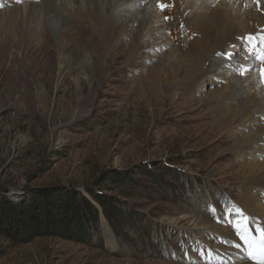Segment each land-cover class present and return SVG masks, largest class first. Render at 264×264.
<instances>
[{"label": "rangeland", "instance_id": "374dc122", "mask_svg": "<svg viewBox=\"0 0 264 264\" xmlns=\"http://www.w3.org/2000/svg\"><path fill=\"white\" fill-rule=\"evenodd\" d=\"M43 1L15 5L0 0V50L5 49L0 58V264H189L187 255L196 249L191 248L192 240L204 244L191 254L192 264H238L239 254L227 247L241 246L245 251L244 241L237 243L224 233L234 226L215 224L203 202L212 200L219 219L234 218L226 210L231 209L226 199L233 198L255 228L264 226V218L252 216L244 201L249 197L264 216V198L259 194L264 188L248 187L264 172V138L263 143L250 141L264 129V120L240 131L244 118H239L216 132V122L230 113V107L215 110L226 83L211 74L186 92L181 90L190 83L184 79L185 68L167 56L171 50H182L184 43L173 29L172 33L163 17L166 11L160 8L159 25L166 27L139 52L131 51V62L121 65L120 72L92 78L91 67L104 66V59H95V51L86 50L77 60L65 58L76 69L70 81L78 78L88 84L84 92L76 82L72 99L56 95L55 84L52 91L33 85L32 98H20L23 89L13 91L16 79L7 71L23 79L18 70L22 52L3 47L1 39L15 43L19 29L28 23L31 29L36 27L30 23L35 22L30 4L39 6ZM93 3L102 11L109 6L107 0ZM76 5L66 9L73 15L79 8L89 11V4ZM8 12L17 18L2 20ZM133 13H126L118 29L130 33L129 39L121 40L131 46L138 36ZM231 14L240 30L238 10ZM66 37L73 44L74 39ZM244 43L231 60L217 56L229 53L222 49L214 50L208 61L214 58L217 65L228 68L233 60L243 71L246 62H252L236 61L240 51L245 52ZM259 46L257 53L262 54ZM209 62L194 65L205 70ZM261 67L264 64L258 63L250 73L260 76ZM154 77L162 88V106L146 85ZM40 88L49 89L51 95L37 97ZM259 89L264 92V84ZM254 91L257 96L261 93ZM180 98L190 106L178 109ZM229 130L233 132L227 141L217 142ZM214 133L217 136L211 140ZM219 243L223 245L217 247ZM179 251L185 252L182 259Z\"/></svg>", "mask_w": 264, "mask_h": 264}, {"label": "bare ground", "instance_id": "6f19581e", "mask_svg": "<svg viewBox=\"0 0 264 264\" xmlns=\"http://www.w3.org/2000/svg\"><path fill=\"white\" fill-rule=\"evenodd\" d=\"M154 2H157V0H107L109 6L105 11H102V8L98 4L93 3V0H44L42 2L43 5L30 4L31 8H33L32 14H30L31 19H35V22L31 20L30 23L35 24L36 27L31 29V24L29 25L28 23L24 28L19 29L18 39L15 43H12L10 39L5 40V37L1 39L3 47L8 48L9 46H13L22 52V61L18 66V70L22 71L21 77L28 81L21 79L17 75L14 77L11 74L12 71L8 70L7 73H10V76L14 78L13 80L16 79V83L13 84L15 86L13 91L16 92L18 88L23 89V94L20 98L25 97L27 100H30L32 98L31 88H33V85L36 87L49 86V89L52 91L55 84L54 90H56V95H62L67 98L69 96L72 99L75 95L73 92V84L75 82L82 86L80 93L85 91L88 84L78 78L75 79V82L70 81V78L76 73V69L70 66V62H66V60L67 58L70 61L77 60L86 50L88 52L95 51L93 56L95 59H104V66H101V64H96L97 66L94 65L93 67L90 66L92 68V78H105V74L109 71L108 78H110L120 72L119 67L121 65L123 66L131 62L132 59L129 57L133 53L131 51L136 49V52H139L142 49V44L145 45L147 41L154 38L155 34L160 35V32L166 27L165 25H159L162 24L159 18L163 15L155 10ZM163 2L172 7V15L169 18L171 22L168 24L180 36L178 37L174 33L175 37L180 38L179 40H183L184 43L182 50H171L172 52L170 51L167 56L168 61L175 58L185 68L186 77L184 79L190 83L181 90L186 92L199 83L200 80H203L205 76L211 74L217 76L218 79L222 78L226 83L224 84L225 93L218 99V106L215 110L230 107V113L223 116L227 117V120H224L222 117L216 122V132H221L228 127L230 128L231 125L235 124V120L239 118H244L239 122L238 129L240 131L249 130L264 120V92L259 89L264 84V80L251 73H248L245 79L233 77L228 70L217 65L218 60L216 61L213 58L210 62L208 61L214 50L227 49L234 56L238 45L241 44L240 37H244V42H246L248 36H252L256 40L257 36L264 33L262 31L264 29V0H163ZM75 3L79 5L80 3L87 4V6L89 4V11L86 10V13H84L79 8L78 14L73 15L71 11L66 9V6L69 5L70 8L75 7ZM135 4L143 5L137 7ZM3 7H7V5ZM75 10L77 11V9ZM232 10H238V15L240 14V30L235 27V15L231 14ZM130 11L134 12V18L131 22L133 21L137 25L136 30L138 33L133 46L121 40L129 39L130 33L126 30H118L121 20H124L123 18L127 17L126 13ZM40 13H43L41 15L43 19L39 18ZM12 15L14 14H9L8 12L7 17L4 15L2 20L17 18V15L15 17ZM85 24L87 25L85 26ZM63 31L66 32L63 33ZM67 35L74 39L73 44H68ZM53 41H56L55 43L57 44H54ZM3 51L5 52V49L2 48L0 50V58L4 56ZM240 53L242 56L236 59L237 62L240 59H249L245 58L244 53L241 51ZM178 55H181L180 59H178ZM184 58L186 59L184 60ZM24 59L28 60L25 62ZM182 60L184 61L182 62ZM203 60L209 62L205 70H203L202 65L201 67L194 65ZM13 62L11 61V63ZM234 64L235 61L232 60L230 66L235 67ZM216 67L220 70L216 69ZM85 70L88 72L87 69ZM245 73L247 74V72ZM154 79L155 81L152 79L150 80L152 83H147L146 85L151 86L152 94L158 95L157 105L162 106V99L159 97L160 93H162V88L159 85V78L154 77ZM3 80L5 81L4 77ZM49 89H46L44 92L40 88L38 90L40 94L38 93L37 97L42 98L51 95ZM255 89L261 91L259 96L254 91ZM186 101L180 103V108L178 109L190 106V102ZM235 102L236 105L232 106ZM246 119L247 121H245ZM232 132L233 130H229L217 142L227 141ZM216 136L217 133L213 136L210 135L209 138L212 140ZM261 138H264V129L260 130L258 134H254L250 141L253 140V143H263L260 140ZM250 186H256V189L264 188V172L253 177L248 184V187ZM244 201L245 206L253 214L252 216H256L259 221L264 218L262 215L263 210L260 206H255L253 200L248 197ZM262 222L264 225V220ZM256 229L250 223V235H255ZM224 233L236 238L235 242H241L234 227L227 229ZM222 245L223 243H219L217 247ZM233 248H235L238 254L246 252L245 243V251L241 246L237 247L235 245L233 247L228 246L227 250L229 251ZM238 264L248 263L239 258Z\"/></svg>", "mask_w": 264, "mask_h": 264}, {"label": "snow or ice", "instance_id": "6c2138e0", "mask_svg": "<svg viewBox=\"0 0 264 264\" xmlns=\"http://www.w3.org/2000/svg\"><path fill=\"white\" fill-rule=\"evenodd\" d=\"M157 4L161 11H165L169 7V5L164 3L163 0H157ZM164 19L167 20L168 17L165 16ZM239 39L241 40V43L245 40L244 37H240ZM246 39L250 43L254 38L248 36ZM232 55V53H217L218 57H223L225 60H231ZM258 59L264 64V54L259 55ZM247 71H249V69L245 68L240 74L244 75ZM259 74L261 80H264V67L259 69ZM210 210L215 211L214 207ZM227 215L231 217L233 213L229 211ZM235 216L237 218L232 221V223L240 240L244 241L246 245L247 258L252 260L254 264H264V227L258 226L255 235H250V218L239 208L236 209Z\"/></svg>", "mask_w": 264, "mask_h": 264}, {"label": "trees", "instance_id": "16d2710c", "mask_svg": "<svg viewBox=\"0 0 264 264\" xmlns=\"http://www.w3.org/2000/svg\"><path fill=\"white\" fill-rule=\"evenodd\" d=\"M81 205H83V206H87V203H83V202H81ZM76 208H78V206H77Z\"/></svg>", "mask_w": 264, "mask_h": 264}]
</instances>
